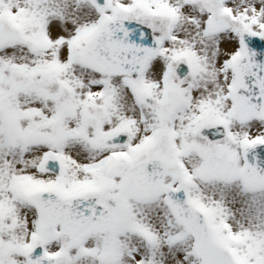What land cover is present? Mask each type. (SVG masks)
<instances>
[{
  "label": "snow or ice",
  "instance_id": "6c2138e0",
  "mask_svg": "<svg viewBox=\"0 0 264 264\" xmlns=\"http://www.w3.org/2000/svg\"><path fill=\"white\" fill-rule=\"evenodd\" d=\"M0 264H264V0H0Z\"/></svg>",
  "mask_w": 264,
  "mask_h": 264
}]
</instances>
